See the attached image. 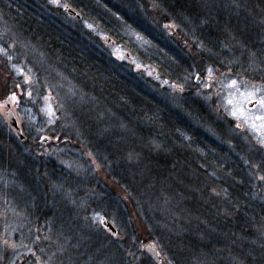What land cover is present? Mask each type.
<instances>
[{
  "label": "trees",
  "instance_id": "1",
  "mask_svg": "<svg viewBox=\"0 0 264 264\" xmlns=\"http://www.w3.org/2000/svg\"><path fill=\"white\" fill-rule=\"evenodd\" d=\"M101 1L105 5L98 0H63L82 20L114 39L115 18L131 24L149 41L144 50L131 44L132 55L152 67L164 86L131 64L116 62L102 51L97 38L81 31L66 38L62 29L54 30L38 18L31 25L12 7L0 5L6 22L19 25L25 34L33 32L31 42L42 48L76 92L90 98L75 106L66 103L62 93L56 97L53 128L60 134L52 143L81 151L94 163L91 178L69 174L53 161L36 165L31 152L21 149L35 147L30 136L19 141L1 131L0 171L29 185L32 214L39 223L53 224L54 211L63 214L54 228L67 230L68 240L67 219L72 217L63 192L74 191L71 196L89 205L81 198L86 189L97 196L102 216L116 223V235L123 238L112 242L100 225L80 222L79 237L71 239L76 244L69 241L53 262L153 264L142 250L141 230L161 252V261L264 264V193L258 189L261 182L256 181L258 188L253 189L252 180L242 172L251 162L250 152L225 137L229 121L218 119L188 81L193 73L203 76L212 68L264 82V0ZM141 2L162 22L130 17L127 11L136 10L134 4ZM171 21L175 30L164 34L163 24ZM234 45L244 49L243 55L231 53ZM248 59L260 66H248ZM53 186H61L62 194ZM128 220L141 228H127ZM137 245L140 251L134 249Z\"/></svg>",
  "mask_w": 264,
  "mask_h": 264
},
{
  "label": "rangeland",
  "instance_id": "2",
  "mask_svg": "<svg viewBox=\"0 0 264 264\" xmlns=\"http://www.w3.org/2000/svg\"><path fill=\"white\" fill-rule=\"evenodd\" d=\"M58 1V4H54L52 0H34L32 2L34 6L30 5L31 7H27V2L23 1L22 3L25 5L13 8V11L24 15L25 21L31 25L32 21L38 18L39 21L44 20L46 25H53L54 30L62 29L66 38L71 34L79 33V31H81L80 34L83 32L91 38H97L98 41L102 42V51L104 53L109 52V55L116 62L131 64L133 70L143 72L145 76L152 79L155 78L153 68L139 62L129 49L132 44L137 49L144 50L149 41L135 31L131 24L128 25L126 20L120 22V19L115 18L116 21L120 22L118 24L113 20L116 23L114 27L118 29V39H114L111 36H105V32L99 26L82 20L80 17L77 20L66 13L65 7L68 6L63 0ZM99 1L104 4V1ZM121 8L126 11L127 5L124 4ZM133 9L136 10L127 11L130 17L138 18L139 16L140 21L145 20L151 23L152 21L162 22V18L156 16L155 11L142 2L138 5L134 4ZM59 11L63 14L60 15ZM135 14L136 16H134ZM145 14L148 15L149 19L144 18ZM163 25L164 34H171V31L175 30V22L173 21ZM27 33L25 34L19 25L6 22L5 17L0 15V132L16 137L14 131L6 123V107L9 106L21 134L30 136V140L34 141L35 147L28 145L21 146V149L22 151L25 150L23 152H31L36 165L40 162L48 164L53 161L56 166L66 169L69 174L87 175L91 178L93 174L90 167L94 166V163L91 162L89 155H83L81 151H73L68 147L60 148L52 143L58 139L57 135L60 134L53 128L57 115L56 97L62 93L60 97L66 103L75 106L78 104L85 105L90 102V98L75 91L66 75L57 70L55 64L47 58L42 48L31 42L29 38L34 36V33ZM71 40L78 41L76 38ZM84 41L82 40V42ZM86 42L90 43L89 40ZM96 47H98V43L94 49ZM243 51L244 49L239 45H234L231 53L240 56L243 55ZM255 61V59H248V66H260ZM196 77L200 78L197 84L194 83ZM154 80L163 86L165 85L159 78ZM188 81L191 83L189 87L214 110L218 119L229 121V128L226 131L228 133L225 137L232 144L235 142L249 150V156L252 159L250 158L251 162L247 161L246 165L244 164L245 169L242 172L252 180L253 189L258 188V181L261 182L262 188L258 189L264 193V179H262L264 178V120L258 119V117H264V107L258 103L261 98H264V82H251L216 72L212 68H208L203 76L193 73ZM234 81L235 84H233ZM10 92L14 94V100L12 99L13 96H8ZM253 92L255 94L249 99V94ZM51 132L55 136H52ZM43 139H47V142L43 143ZM5 172V169L0 171V264H59L54 263L53 260L58 259V253L62 247L69 244V241L76 244L77 241L72 240H74V236L79 237L76 224L79 225L80 222L100 225L103 229L101 231L105 235L113 237V239L111 238L112 242H119L117 239H123L122 235L120 237L116 234L112 235L102 227L101 221H108L102 216L101 209L103 206L93 191L86 189L83 192L85 198H81L87 200L89 205L83 201H78L75 196H71L74 195V191L71 195L63 192L66 200L64 202L71 210L69 216L72 217L67 219L68 224H71L69 231L71 237L68 240L65 236L67 234L66 228V231H56L54 228L55 223H60L64 218L63 214L54 211L57 217L53 218V224L52 222L47 223V225L39 223L32 214L34 205L32 195L28 194L31 190L29 185L22 181L15 182L7 177ZM52 189H55L58 195L62 194L61 186H53ZM261 197L264 200V196ZM42 207H44V203ZM108 222L117 232L119 228L116 223ZM131 222L128 220L127 228L129 225L141 228ZM146 234L141 230L138 232L140 241H145L142 250L145 246L152 245L158 251L159 256L163 257L158 248L148 240ZM62 237H64L65 242ZM134 249L140 251V246L137 245ZM148 258L153 264H156L150 256ZM160 264H173V262L169 258H165Z\"/></svg>",
  "mask_w": 264,
  "mask_h": 264
},
{
  "label": "water",
  "instance_id": "3",
  "mask_svg": "<svg viewBox=\"0 0 264 264\" xmlns=\"http://www.w3.org/2000/svg\"><path fill=\"white\" fill-rule=\"evenodd\" d=\"M67 13L74 15L75 17H78L71 9H66L65 10ZM200 78L196 77L195 78V83H199ZM6 123L7 125L14 131L15 136L17 137V139L19 141H23L24 140V136L21 134V130L18 127V124L11 112V110L9 109V106L6 107ZM43 143L47 142V139H43L42 140ZM102 226L107 229L112 235L116 234V230L115 228L107 221H103L102 222ZM144 252H146L156 264H160L161 262V257L159 256L158 251L152 246V245H147L144 247Z\"/></svg>",
  "mask_w": 264,
  "mask_h": 264
},
{
  "label": "flooded vegetation",
  "instance_id": "4",
  "mask_svg": "<svg viewBox=\"0 0 264 264\" xmlns=\"http://www.w3.org/2000/svg\"><path fill=\"white\" fill-rule=\"evenodd\" d=\"M23 1H25L26 3V6L29 7L30 5L31 6H34V4L32 2H34V0H0V4H2L3 6H6L7 7H12V8H17V7H22L24 6L25 4L22 3ZM59 2V1H58ZM30 6V7H31ZM65 9H67V7H65ZM67 13V12H66ZM71 15V14H70ZM73 16L74 18H76L77 20H79L80 18L79 17H75L74 15H71ZM118 33V32H117ZM105 36L108 37V35L105 34Z\"/></svg>",
  "mask_w": 264,
  "mask_h": 264
},
{
  "label": "snow or ice",
  "instance_id": "5",
  "mask_svg": "<svg viewBox=\"0 0 264 264\" xmlns=\"http://www.w3.org/2000/svg\"><path fill=\"white\" fill-rule=\"evenodd\" d=\"M52 3H54V4H58V0H52ZM233 84H235V81L233 82ZM254 94H255L254 92H253V93H250V94H249V99H250L251 96L254 95ZM12 99L14 100V99H15V96H13ZM258 103H259L262 107H264V98H261V99L258 101ZM258 119L264 120V117H258ZM262 179H264V178H262ZM101 222H103V221H101Z\"/></svg>",
  "mask_w": 264,
  "mask_h": 264
}]
</instances>
